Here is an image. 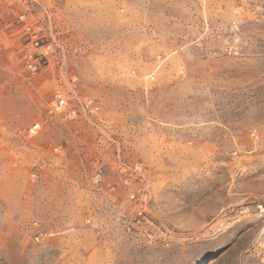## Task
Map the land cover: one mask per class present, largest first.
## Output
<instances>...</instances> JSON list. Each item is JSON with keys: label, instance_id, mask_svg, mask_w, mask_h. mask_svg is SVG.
<instances>
[{"label": "rangeland", "instance_id": "374dc122", "mask_svg": "<svg viewBox=\"0 0 264 264\" xmlns=\"http://www.w3.org/2000/svg\"><path fill=\"white\" fill-rule=\"evenodd\" d=\"M0 264H264V0H0Z\"/></svg>", "mask_w": 264, "mask_h": 264}, {"label": "built area", "instance_id": "2783aa9c", "mask_svg": "<svg viewBox=\"0 0 264 264\" xmlns=\"http://www.w3.org/2000/svg\"><path fill=\"white\" fill-rule=\"evenodd\" d=\"M20 19H22V17H20ZM47 33L51 38L50 41L42 42V40L38 38V33H32L29 43L25 47L23 55L24 67L31 74L37 72L43 65L47 64L49 59L52 57L55 48H58L51 36V32L47 30ZM230 33L231 35L224 41V46L228 54H236L239 48L240 40L238 36L239 27L235 21L230 24ZM98 110V105L92 99L87 97L80 99V111L94 114ZM50 112L61 113L63 114V118L68 119H74L78 115V110L75 107H69L67 104V99L60 92L54 95L50 106ZM133 168L134 171L139 174L140 166L135 164ZM124 183L127 184V179L124 180ZM143 196L144 194L142 193L141 189H137L129 194V199L142 201ZM144 211V208L138 210L137 223H140V219L144 220Z\"/></svg>", "mask_w": 264, "mask_h": 264}]
</instances>
